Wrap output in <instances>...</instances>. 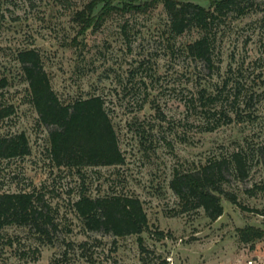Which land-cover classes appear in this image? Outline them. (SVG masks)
Segmentation results:
<instances>
[{"label":"rangeland","instance_id":"rangeland-1","mask_svg":"<svg viewBox=\"0 0 264 264\" xmlns=\"http://www.w3.org/2000/svg\"><path fill=\"white\" fill-rule=\"evenodd\" d=\"M89 1L0 0V79L8 80L0 90V106L15 110L0 120V135L24 132L30 145L25 157L0 159V192H43L60 228L54 245H39L26 230L9 228L16 243L0 258L5 264H91L78 247L87 241L94 264H264V236L245 243L239 233L247 226L264 230V195L248 193L263 178L258 149L264 146V0L219 28L220 76L212 81L203 79L199 64L184 50L199 31L172 35L162 4L141 13L113 12L82 35L73 16ZM181 1L208 8L211 0ZM22 48L40 52L64 103L92 95L105 99L124 164L77 172L50 161L48 128L28 101V85L15 59ZM229 66L226 92L238 87L239 115L232 114L228 124L223 119L215 127L206 125L191 100L200 87L214 92L213 83L227 75ZM240 150L249 156L248 177L229 174L223 183L238 204L223 198V214L214 221L203 209L183 208L170 188L174 175ZM81 192L139 198L149 221V231L141 235L146 252L141 253L135 235L84 231L72 209ZM65 242L74 244L68 248Z\"/></svg>","mask_w":264,"mask_h":264},{"label":"trees","instance_id":"trees-1","mask_svg":"<svg viewBox=\"0 0 264 264\" xmlns=\"http://www.w3.org/2000/svg\"><path fill=\"white\" fill-rule=\"evenodd\" d=\"M159 3L167 14L168 29L172 35L182 36L192 29L199 31V38L186 44L184 50L196 65L199 64L201 73L205 74L203 79L207 77L210 81L220 76V58L215 46L219 28L226 21L245 17L258 5L256 0H211L208 8L181 0H150L144 3L140 0H91L75 11L73 21L79 27L78 33L84 35L100 27L113 12L141 13ZM15 59L28 85V101L36 111L39 122L48 128L49 157L56 167L80 172L85 168L124 164L125 156L102 96L92 95L64 103L54 91L42 56L36 48L18 50ZM231 71L229 66L226 74ZM228 74L213 83L214 92L200 87L191 100L192 104L198 106L200 117L206 125L215 127L223 119L228 124L232 122V114L239 115L235 110L238 87L235 86L236 92L233 94L226 92L230 79ZM7 86V78H1L0 90ZM251 101L252 96L245 100L246 107ZM14 111L12 105H1L0 120L10 117ZM29 154L30 145L24 132L0 135L1 160L22 158ZM258 155L259 163L263 166V178L248 190L250 195H264V146L258 149ZM248 161L249 156L243 150L233 152L228 158L212 160L195 172L175 174L170 188L182 202L183 208L203 209L206 216L214 221L223 214V198L238 204L236 195L226 191L223 183L229 174L237 180L247 178L250 170ZM72 209L84 231L115 238L135 235L141 253L146 252L141 235L149 231V221L139 198L124 194L91 197L81 192L72 203ZM9 228L26 230L39 245H54L59 241L60 228L53 209L45 200L44 193L38 190L0 192L1 257L6 248H12L16 243L15 238L7 234ZM155 233L159 239L163 237L162 232ZM239 233L245 243L264 236V230L254 226L244 227ZM73 244L66 243L68 248ZM78 247L86 261L94 264L89 243L81 242ZM35 251L38 253L39 249ZM0 264H5L1 258Z\"/></svg>","mask_w":264,"mask_h":264}]
</instances>
